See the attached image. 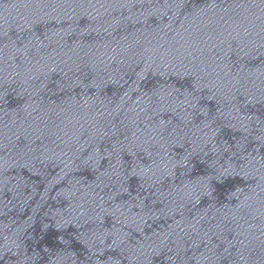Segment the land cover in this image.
I'll return each mask as SVG.
<instances>
[{
  "label": "water",
  "instance_id": "1",
  "mask_svg": "<svg viewBox=\"0 0 264 264\" xmlns=\"http://www.w3.org/2000/svg\"><path fill=\"white\" fill-rule=\"evenodd\" d=\"M0 264H264V0H0Z\"/></svg>",
  "mask_w": 264,
  "mask_h": 264
}]
</instances>
